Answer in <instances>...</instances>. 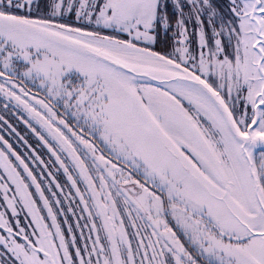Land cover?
Wrapping results in <instances>:
<instances>
[{
	"label": "snow or ice",
	"instance_id": "obj_1",
	"mask_svg": "<svg viewBox=\"0 0 264 264\" xmlns=\"http://www.w3.org/2000/svg\"><path fill=\"white\" fill-rule=\"evenodd\" d=\"M0 264H264V0H0Z\"/></svg>",
	"mask_w": 264,
	"mask_h": 264
},
{
	"label": "trees",
	"instance_id": "obj_2",
	"mask_svg": "<svg viewBox=\"0 0 264 264\" xmlns=\"http://www.w3.org/2000/svg\"><path fill=\"white\" fill-rule=\"evenodd\" d=\"M6 118H10V122L13 123L17 131L20 132V134L23 135L29 141V143L33 144V146H37V138L30 132L29 129H27V127L22 122H19L14 116H6ZM13 143L14 147H16L18 151H21L22 153L26 151V149H24L21 145L15 143V137H13ZM40 150L42 153L46 151L44 149Z\"/></svg>",
	"mask_w": 264,
	"mask_h": 264
},
{
	"label": "rangeland",
	"instance_id": "obj_3",
	"mask_svg": "<svg viewBox=\"0 0 264 264\" xmlns=\"http://www.w3.org/2000/svg\"><path fill=\"white\" fill-rule=\"evenodd\" d=\"M221 3L226 2V0H220Z\"/></svg>",
	"mask_w": 264,
	"mask_h": 264
}]
</instances>
